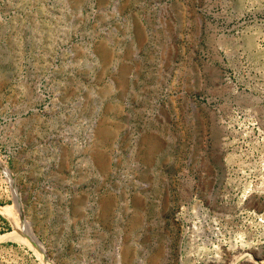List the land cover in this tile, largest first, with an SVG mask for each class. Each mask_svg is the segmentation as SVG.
<instances>
[{
  "label": "rangeland",
  "instance_id": "rangeland-1",
  "mask_svg": "<svg viewBox=\"0 0 264 264\" xmlns=\"http://www.w3.org/2000/svg\"><path fill=\"white\" fill-rule=\"evenodd\" d=\"M0 162V264L264 260V0H0Z\"/></svg>",
  "mask_w": 264,
  "mask_h": 264
},
{
  "label": "bare ground",
  "instance_id": "bare-ground-1",
  "mask_svg": "<svg viewBox=\"0 0 264 264\" xmlns=\"http://www.w3.org/2000/svg\"><path fill=\"white\" fill-rule=\"evenodd\" d=\"M0 164L2 166L4 165L1 162H0ZM15 207L16 206H12V205L0 206V212L4 213L8 217H10L12 222L15 225V228H16V230L14 232L9 233L8 236L16 237V238L24 241L28 245L34 247V248L41 249L42 248L41 241L39 240L37 235L34 233V230L32 229V227L25 221L24 217L20 213V210L17 209V207L16 208ZM243 253H246V252H241V254H243ZM239 255L240 254H237V255H233L232 254V255H228V256H230L229 259L231 260L232 257H238ZM244 257L251 258L253 261H255L254 262L255 264H264V260H258L256 258H254L250 252L246 253L244 255ZM257 260H258V262H257ZM238 261L239 260H236V259L235 260H231L230 264H237ZM48 264H52V263H48Z\"/></svg>",
  "mask_w": 264,
  "mask_h": 264
},
{
  "label": "built area",
  "instance_id": "built-area-1",
  "mask_svg": "<svg viewBox=\"0 0 264 264\" xmlns=\"http://www.w3.org/2000/svg\"><path fill=\"white\" fill-rule=\"evenodd\" d=\"M245 215L251 221V223H254V225L262 226L264 228V214L258 213L256 210H248ZM235 233H238V237L241 240V245L243 246V252H250L253 256L254 250H252L250 246H247L248 248H246L245 245H243V243L248 242L247 239H251L252 241H254V239L258 240L256 231H253L250 229V230H240V232H235ZM193 238L196 241H199L200 239H202L201 236L198 234L193 236ZM215 240L218 241L219 245L222 247L223 245L221 244V242L226 241L223 234H220L219 236H217ZM223 251H225L224 248L220 251H217L216 254L208 260L215 262V261L222 259V257L225 254V253L223 254ZM245 259H251V258L245 257ZM209 261H206V264H209ZM230 263L231 262H229L228 264ZM238 264L240 263L238 262Z\"/></svg>",
  "mask_w": 264,
  "mask_h": 264
}]
</instances>
